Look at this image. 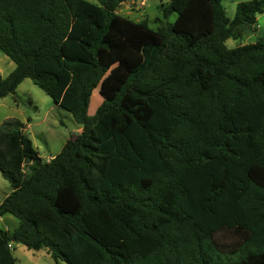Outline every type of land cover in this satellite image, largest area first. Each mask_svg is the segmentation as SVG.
<instances>
[{"label":"trees","instance_id":"obj_1","mask_svg":"<svg viewBox=\"0 0 264 264\" xmlns=\"http://www.w3.org/2000/svg\"><path fill=\"white\" fill-rule=\"evenodd\" d=\"M97 1L0 0L16 64L0 98L29 78L83 125L50 160L20 120L0 126V219L18 220L0 264L14 243L56 264H264V33L226 45L259 31L264 0L233 19L224 0H170L156 27Z\"/></svg>","mask_w":264,"mask_h":264},{"label":"rangeland","instance_id":"obj_2","mask_svg":"<svg viewBox=\"0 0 264 264\" xmlns=\"http://www.w3.org/2000/svg\"><path fill=\"white\" fill-rule=\"evenodd\" d=\"M98 3L97 0H88ZM170 0H147L146 5L130 3L118 12L133 19H148L151 26L156 27V18L161 16L159 5ZM250 0H224L227 15L233 19L237 5L240 2ZM174 17L172 18V20ZM256 34L246 33L240 39L230 38L226 41L229 48L254 43L258 34L264 33V13L258 15ZM16 67L10 57L0 50V72L7 77ZM103 102L98 89L93 92L88 111L93 116ZM11 118L20 120L25 126L26 134L31 138L34 146L41 156L50 160L58 155L67 141L83 131V125L79 124L72 113L57 105L40 87L31 79H25L17 88L16 93L0 98V126L5 125ZM12 191V186L6 180L0 170V204ZM18 225V220L7 214L0 219V227L13 231ZM13 253L16 264H56L47 249H28L23 244L14 243Z\"/></svg>","mask_w":264,"mask_h":264},{"label":"water","instance_id":"obj_3","mask_svg":"<svg viewBox=\"0 0 264 264\" xmlns=\"http://www.w3.org/2000/svg\"><path fill=\"white\" fill-rule=\"evenodd\" d=\"M132 2H133V0L125 1L123 4H121L120 6L117 7L116 11L118 12L120 9H124L127 5H129Z\"/></svg>","mask_w":264,"mask_h":264},{"label":"built area","instance_id":"obj_4","mask_svg":"<svg viewBox=\"0 0 264 264\" xmlns=\"http://www.w3.org/2000/svg\"><path fill=\"white\" fill-rule=\"evenodd\" d=\"M146 2H147V0H139V3H140L142 6H145V5H146Z\"/></svg>","mask_w":264,"mask_h":264}]
</instances>
